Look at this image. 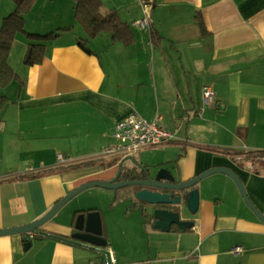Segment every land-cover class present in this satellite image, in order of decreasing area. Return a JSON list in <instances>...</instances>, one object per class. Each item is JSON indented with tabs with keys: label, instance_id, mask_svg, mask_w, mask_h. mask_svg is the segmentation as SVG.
Instances as JSON below:
<instances>
[{
	"label": "crops",
	"instance_id": "obj_1",
	"mask_svg": "<svg viewBox=\"0 0 264 264\" xmlns=\"http://www.w3.org/2000/svg\"><path fill=\"white\" fill-rule=\"evenodd\" d=\"M55 1L35 0L25 15L30 31L66 30L49 42L42 63L26 66L23 48L17 64L14 42L7 59L22 85L3 89L12 95L0 93L10 101L0 112V161L17 158L12 167L0 165V229L31 223L81 185L115 177L118 164L134 154L105 158L101 152L115 144V125L132 113L147 121L160 116L174 137L139 163H164L178 180L228 168L264 217V164L250 155L264 151V0H156L152 7L142 0H94L134 40L123 46L102 34L108 41L95 49L88 44L101 36L86 41L90 54L78 45L85 36L76 29L74 0H63L64 16L43 10ZM5 2L12 6L0 5V23L14 9ZM142 20L145 27L137 25ZM204 86L214 93L208 105ZM92 161L114 164L67 168ZM199 189V208L188 216L193 226L169 234L145 227L140 213L118 204L110 191L107 212L97 201L76 203L75 196L42 227L49 236L34 234L28 250L20 235L0 237V264L107 262L71 240L73 216L90 211L101 213L104 249L116 264H264V224L234 182L217 174ZM236 247L241 252L233 253Z\"/></svg>",
	"mask_w": 264,
	"mask_h": 264
},
{
	"label": "water",
	"instance_id": "obj_2",
	"mask_svg": "<svg viewBox=\"0 0 264 264\" xmlns=\"http://www.w3.org/2000/svg\"><path fill=\"white\" fill-rule=\"evenodd\" d=\"M132 168L117 166L115 177L107 181L85 183L59 199L41 218L19 227L0 229V237L20 235L24 250H28L31 241L28 234L41 237L49 236L42 227L51 222L55 215L75 196L81 192L100 188L111 191L118 204L128 202L144 218V226L160 233L169 234L172 231L183 233L193 226L188 216L196 214L200 204L199 184L212 175L221 174L229 177L235 184L243 202L255 217L264 224V217L249 200L243 184L237 175L225 167H213L204 173L188 180H178V174L164 163H136L128 157ZM123 174L125 177H122ZM131 178L130 180H128ZM148 208L150 209L148 211ZM73 233L71 240L84 245L90 250L102 254L108 262L107 243L102 233V220L99 211L81 212L73 216Z\"/></svg>",
	"mask_w": 264,
	"mask_h": 264
},
{
	"label": "trees",
	"instance_id": "obj_3",
	"mask_svg": "<svg viewBox=\"0 0 264 264\" xmlns=\"http://www.w3.org/2000/svg\"><path fill=\"white\" fill-rule=\"evenodd\" d=\"M14 4V9L4 16L0 25V89H6L13 82H17L19 87L22 85V79L15 73L8 64V56L10 49L15 40V36L19 33L23 34L26 39V52L24 54L23 63L30 67L40 65L48 52V44L51 40L58 37L57 32L66 31L65 29H57L45 34L37 32H26L25 15L29 13L35 0H11ZM147 6H155L156 0H142ZM73 16L75 22L80 26L85 38L78 41L79 47L86 53L91 52L86 47V41L102 34H107L113 39V42L121 43L123 46H130L133 43L131 32L127 31L126 27L114 15L102 16L100 13V5L94 0H74L73 1ZM196 21L202 29V22L199 15L196 16ZM59 30V31H58ZM10 101L0 94V112ZM257 154L264 156V151ZM101 160V159H100ZM99 161L85 162L76 165L68 166V169L87 166L91 163ZM102 169L113 165V162L100 161ZM32 176V175H28ZM27 177V176H26ZM27 177V178H28ZM76 213L75 215H77ZM144 221V218H142Z\"/></svg>",
	"mask_w": 264,
	"mask_h": 264
},
{
	"label": "built area",
	"instance_id": "obj_4",
	"mask_svg": "<svg viewBox=\"0 0 264 264\" xmlns=\"http://www.w3.org/2000/svg\"><path fill=\"white\" fill-rule=\"evenodd\" d=\"M137 25L145 27L146 21H139ZM213 98L214 93L211 87L204 86L202 88L203 103L208 105L212 102ZM112 139L115 144L106 147L102 151V156L105 158L115 157L117 155L121 157L130 156L141 149L169 143L174 137L169 130L163 127L160 116L155 117L151 121H147L137 113H132L115 125ZM250 155L264 164V156L257 153H252ZM58 161L61 163L63 159L59 156ZM33 237V234H29L28 236L29 239H32ZM232 252L239 253L241 252V248L236 247L232 249ZM102 264L116 263L110 255L108 262Z\"/></svg>",
	"mask_w": 264,
	"mask_h": 264
},
{
	"label": "rangeland",
	"instance_id": "obj_5",
	"mask_svg": "<svg viewBox=\"0 0 264 264\" xmlns=\"http://www.w3.org/2000/svg\"><path fill=\"white\" fill-rule=\"evenodd\" d=\"M62 2H63V0H58L57 2L55 1L54 3H50V4H52V6L50 7V6L46 5L45 7H43V10L50 15V13L53 11V9H55V10L57 9V10H60V12H61L60 14H62V16H64L66 14V12L64 13V7L65 6L64 7H60L62 5ZM3 3H6L5 0H0V5H2ZM8 3H9V5L12 6V4L10 2H8ZM8 3H6V4H8ZM71 20H74V19H71ZM27 22H29L28 18H27ZM0 25H1V23H0ZM76 29H77V31H79L81 37H84L86 35L85 33H82V31L79 29L78 26H76ZM25 30H26V32H31L30 31V26L29 25L26 26ZM34 32H36V31H34ZM101 37H103V38H101ZM101 37H98L97 38L98 40H92L88 44L89 48L95 49L96 46H98L100 44H105V41H108V36L107 35H103ZM24 38H25L24 35L19 33V35H17L15 37V41H14L15 45L17 43V45H19L22 48L21 49V48H19V46H17V45L15 46L14 45L15 46V49H14L15 51L13 50L14 53L12 55V60H13V58L16 57V63L19 64V65L21 64V63H19V57L21 56V51L23 52V48L25 49L26 48V44H27L26 39H24ZM19 54H20V56H19ZM102 60L105 63V58L104 57H102ZM10 91L11 90H9V89L8 90H1L0 93L6 92V93H9L10 95H12L10 93ZM0 116H2V114H0ZM165 129H167V128H165ZM24 147H25V144L22 146L23 153H25V148ZM161 150H162V147L154 146V147L147 148L146 150H143V151H141L139 153L136 152V153H134V160L136 162L149 160V158L152 160V156L157 154L158 152H161ZM101 155H102V152H101ZM155 157H157V156H155ZM16 160H17V158L14 155V156H11L9 158H6L5 160L0 161V165H2L3 167L4 166L12 167L15 164H17ZM24 161H26V160H24ZM108 193H109V191L104 190V189L92 188V189H88V190L84 191L83 193L77 195L78 197L76 196L74 199L76 200V198H78L75 201L76 203H81V202H86V201L87 202L97 201L99 203V206L103 209V211L107 212V211H109V208H110L109 204L111 203L110 202L108 205L105 203L108 200L107 196H106ZM112 195L114 197L113 193H112ZM113 197H112V200H113ZM72 200H71V202H72ZM115 204L117 205V203H115ZM114 207H116V206H114Z\"/></svg>",
	"mask_w": 264,
	"mask_h": 264
},
{
	"label": "flooded vegetation",
	"instance_id": "obj_6",
	"mask_svg": "<svg viewBox=\"0 0 264 264\" xmlns=\"http://www.w3.org/2000/svg\"><path fill=\"white\" fill-rule=\"evenodd\" d=\"M133 158V157H132ZM124 162L122 163V167H127V168H132L133 171H136L134 170V167H133V164L131 163V161H128V159H125L123 160ZM136 163H139V162H136ZM142 164V163H141ZM122 177H125V175L123 174ZM131 178H129L128 180H130ZM150 209L148 208V211Z\"/></svg>",
	"mask_w": 264,
	"mask_h": 264
},
{
	"label": "clouds",
	"instance_id": "obj_7",
	"mask_svg": "<svg viewBox=\"0 0 264 264\" xmlns=\"http://www.w3.org/2000/svg\"><path fill=\"white\" fill-rule=\"evenodd\" d=\"M34 235V234H33ZM28 236H29V234H28ZM33 239V238H32ZM31 240V239H30Z\"/></svg>",
	"mask_w": 264,
	"mask_h": 264
}]
</instances>
